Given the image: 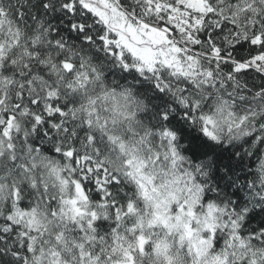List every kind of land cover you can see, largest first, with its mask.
Listing matches in <instances>:
<instances>
[{"label":"snow or ice","instance_id":"snow-or-ice-1","mask_svg":"<svg viewBox=\"0 0 264 264\" xmlns=\"http://www.w3.org/2000/svg\"><path fill=\"white\" fill-rule=\"evenodd\" d=\"M0 264H264V0H0Z\"/></svg>","mask_w":264,"mask_h":264}]
</instances>
